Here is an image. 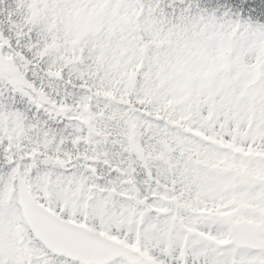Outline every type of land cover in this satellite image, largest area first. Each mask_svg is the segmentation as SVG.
Instances as JSON below:
<instances>
[{
	"label": "snow or ice",
	"instance_id": "6c2138e0",
	"mask_svg": "<svg viewBox=\"0 0 264 264\" xmlns=\"http://www.w3.org/2000/svg\"><path fill=\"white\" fill-rule=\"evenodd\" d=\"M0 264H264V0H0Z\"/></svg>",
	"mask_w": 264,
	"mask_h": 264
}]
</instances>
